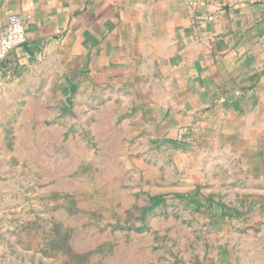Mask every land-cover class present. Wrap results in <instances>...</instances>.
I'll return each mask as SVG.
<instances>
[{
	"label": "rangeland",
	"instance_id": "1",
	"mask_svg": "<svg viewBox=\"0 0 264 264\" xmlns=\"http://www.w3.org/2000/svg\"><path fill=\"white\" fill-rule=\"evenodd\" d=\"M4 62L0 264H264L250 170L216 133L183 137L167 91Z\"/></svg>",
	"mask_w": 264,
	"mask_h": 264
},
{
	"label": "crops",
	"instance_id": "2",
	"mask_svg": "<svg viewBox=\"0 0 264 264\" xmlns=\"http://www.w3.org/2000/svg\"><path fill=\"white\" fill-rule=\"evenodd\" d=\"M12 15L27 42L11 70L56 54L91 86L167 91L183 137L216 133L237 153L264 216V0H0V39Z\"/></svg>",
	"mask_w": 264,
	"mask_h": 264
},
{
	"label": "built area",
	"instance_id": "3",
	"mask_svg": "<svg viewBox=\"0 0 264 264\" xmlns=\"http://www.w3.org/2000/svg\"><path fill=\"white\" fill-rule=\"evenodd\" d=\"M27 42L25 25L21 17L12 15L4 35L0 39V62L5 61L17 48Z\"/></svg>",
	"mask_w": 264,
	"mask_h": 264
},
{
	"label": "trees",
	"instance_id": "4",
	"mask_svg": "<svg viewBox=\"0 0 264 264\" xmlns=\"http://www.w3.org/2000/svg\"><path fill=\"white\" fill-rule=\"evenodd\" d=\"M159 200V199H158ZM157 203H160V200L159 201H157Z\"/></svg>",
	"mask_w": 264,
	"mask_h": 264
}]
</instances>
